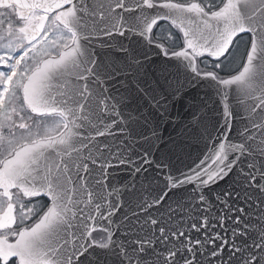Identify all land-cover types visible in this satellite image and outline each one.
Wrapping results in <instances>:
<instances>
[{
    "label": "water",
    "instance_id": "95a60500",
    "mask_svg": "<svg viewBox=\"0 0 264 264\" xmlns=\"http://www.w3.org/2000/svg\"><path fill=\"white\" fill-rule=\"evenodd\" d=\"M152 2L147 7L144 0H98L91 14L90 0H72L65 28L75 34V50L44 81V99L54 110L47 116H61L71 132L63 143L42 149L38 160L39 186L54 197L45 195L50 205L41 215L53 206L58 212L48 240L72 239V250L88 256L80 264H181L168 255L184 256L181 240L164 236L183 231L206 241L205 231L197 234L191 223L231 206L244 212L231 213L223 224L213 219L207 228L213 232L215 224L214 232L229 241L213 264H246L252 253L264 264V251L253 247L264 236V193L243 178L250 166L256 176L264 167V46L253 61L252 86H224L205 75L213 71L198 68V59L215 57L205 53L192 65L149 40L157 22L177 18L162 1ZM246 62L247 54L233 75ZM221 145L236 166L203 186L193 173L206 161L210 165ZM259 183L264 187V179ZM224 192L232 196L226 207L219 202ZM237 227L247 232L233 235ZM95 229L105 231L107 241L93 242ZM233 247L240 253L233 254ZM48 249L52 264H79L78 253L68 248L67 259L59 245ZM196 251V264H208L210 249L202 244Z\"/></svg>",
    "mask_w": 264,
    "mask_h": 264
},
{
    "label": "snow or ice",
    "instance_id": "6c2138e0",
    "mask_svg": "<svg viewBox=\"0 0 264 264\" xmlns=\"http://www.w3.org/2000/svg\"><path fill=\"white\" fill-rule=\"evenodd\" d=\"M144 2L147 7H153L152 0ZM71 4L72 0H0V264H52L46 244L50 226L58 218L57 209L53 206L40 215L39 201L34 203L25 197L47 194L50 199L54 198L50 190L45 192L39 186V156L42 149L63 143L71 134L68 124L64 123L65 131L59 132L58 137L51 135V129H44V136L40 135L41 119L54 111L44 99V81L47 74L75 50L74 35L67 40L56 36L59 28L68 25L73 14ZM160 6L177 13L172 25L183 33V48L173 51L172 55L189 58L192 65L197 57L206 53L216 58V69L226 72L233 38L237 34L251 33V50L247 52V62L238 75L228 72L227 78L216 72H206L205 75L224 86L237 84L242 89L252 86L253 61L258 59V52L264 46V0H220L219 4L216 0L175 3L162 0ZM193 70L198 72L195 66ZM260 70L264 71V67ZM259 107L264 108V95ZM209 159L212 160L210 165L205 167L206 161L193 173L203 186L224 179L236 166L226 159L224 145ZM254 171V166L245 169L247 174L243 178L249 185H255L258 192L264 193V187L259 183L264 179V167L259 176L253 175ZM221 197L219 202L226 207V200L232 198L231 193L224 192ZM200 201L203 204V197ZM202 211L213 210L205 208ZM235 212L243 213L244 209L228 206L215 218L205 214L199 221L191 223L192 231L197 234L205 231L206 241L193 240L183 231H172L169 236H164L165 230L161 228L165 240L179 238L183 244L184 256L169 252V257H177L181 264H196L200 255L196 250L203 244L210 249L208 264H213L229 241L214 232L215 224H212L213 232H207L208 225L213 219L223 224ZM241 218L240 215L233 218L236 226ZM241 232L246 233L247 228L241 230L237 227L233 235ZM217 240L222 243L217 245ZM253 247L264 251V236ZM240 251L239 247L231 249L233 254ZM194 252L196 255H192ZM221 264H233V260H221ZM246 264H260V259L254 253L249 254Z\"/></svg>",
    "mask_w": 264,
    "mask_h": 264
},
{
    "label": "rangeland",
    "instance_id": "374dc122",
    "mask_svg": "<svg viewBox=\"0 0 264 264\" xmlns=\"http://www.w3.org/2000/svg\"><path fill=\"white\" fill-rule=\"evenodd\" d=\"M206 1V0H204ZM218 0H216L217 2ZM163 27V26H161ZM166 28V27H164ZM161 32L164 33L163 29L161 30ZM56 36L57 38L60 39H70L71 35H69L68 31L64 30V29H58L56 31ZM169 34H166V37L164 39L168 40ZM169 42H172L169 38L168 40ZM247 42L248 39L245 36H240L237 38V40L235 41L234 45L232 46L230 53V56H227V60L230 61V63H228V68L226 70V72L231 71L233 72L234 70H236L238 68V66L242 63L243 57L245 55L246 52V48H247ZM207 64L203 63V66H207L209 68H213L216 69L214 67L215 62H209L207 61ZM218 71H220L219 69H216ZM224 72V71H223ZM40 123L43 125V128L40 129V135L44 136L45 134V130L46 129H51V134H54L56 132H58L62 127H63V121L59 116H51V117H44L41 119ZM57 126H59V128H57ZM45 129V130H44ZM40 205H42L43 203L39 201ZM38 208H40L37 205Z\"/></svg>",
    "mask_w": 264,
    "mask_h": 264
},
{
    "label": "flooded vegetation",
    "instance_id": "af4514ba",
    "mask_svg": "<svg viewBox=\"0 0 264 264\" xmlns=\"http://www.w3.org/2000/svg\"><path fill=\"white\" fill-rule=\"evenodd\" d=\"M203 2H206V1H204L203 0ZM161 26H163V27H166V29L168 28H170L166 23H161V24H159L158 26H157V28H156V30H155V33H154V35H155V37L156 38H161V37H166V34L164 35L163 34V32H161L160 31V27ZM168 34V33H167ZM175 34V33H174ZM171 34V35H169V37H168V40H169V38H170V40L173 42V43H175V42H177V44L179 45V43H180V40H179V38H178V36L175 34ZM168 40H166L167 42H169ZM170 43V42H169Z\"/></svg>",
    "mask_w": 264,
    "mask_h": 264
}]
</instances>
